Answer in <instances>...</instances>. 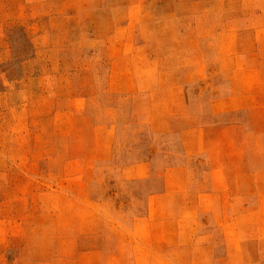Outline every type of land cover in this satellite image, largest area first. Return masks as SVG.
I'll return each mask as SVG.
<instances>
[{
  "label": "rangeland",
  "instance_id": "374dc122",
  "mask_svg": "<svg viewBox=\"0 0 264 264\" xmlns=\"http://www.w3.org/2000/svg\"><path fill=\"white\" fill-rule=\"evenodd\" d=\"M0 264H264V0H0Z\"/></svg>",
  "mask_w": 264,
  "mask_h": 264
},
{
  "label": "crops",
  "instance_id": "0c3cea01",
  "mask_svg": "<svg viewBox=\"0 0 264 264\" xmlns=\"http://www.w3.org/2000/svg\"><path fill=\"white\" fill-rule=\"evenodd\" d=\"M141 165H144V163H141ZM208 194H211V193H208Z\"/></svg>",
  "mask_w": 264,
  "mask_h": 264
}]
</instances>
